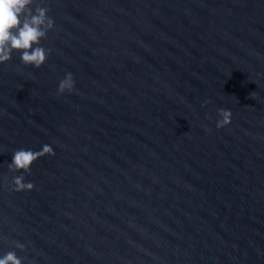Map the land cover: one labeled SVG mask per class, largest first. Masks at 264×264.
<instances>
[{"label":"water","instance_id":"water-1","mask_svg":"<svg viewBox=\"0 0 264 264\" xmlns=\"http://www.w3.org/2000/svg\"><path fill=\"white\" fill-rule=\"evenodd\" d=\"M37 6L48 59L0 64V258L264 264V0ZM44 144L54 156L9 170Z\"/></svg>","mask_w":264,"mask_h":264},{"label":"clouds","instance_id":"clouds-1","mask_svg":"<svg viewBox=\"0 0 264 264\" xmlns=\"http://www.w3.org/2000/svg\"><path fill=\"white\" fill-rule=\"evenodd\" d=\"M32 4L33 0H0V64L11 60L14 51L21 53L20 59L24 65L37 69L48 59L50 50L41 46L40 42L54 27V21L47 15L48 8L37 6L33 11ZM73 88V76L69 73L60 81L58 93L71 92ZM219 115L221 119L217 121V128L231 123L230 110L220 109ZM45 155H55L49 144H44L39 151L19 149L13 153L8 168L13 172H29L32 164ZM13 183L16 192L34 188L33 183L25 182L24 175L14 176ZM17 247L23 249L25 246L17 243ZM0 264H22V260L10 251L0 258Z\"/></svg>","mask_w":264,"mask_h":264}]
</instances>
